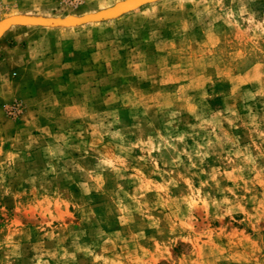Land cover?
<instances>
[{"label": "rangeland", "instance_id": "374dc122", "mask_svg": "<svg viewBox=\"0 0 264 264\" xmlns=\"http://www.w3.org/2000/svg\"><path fill=\"white\" fill-rule=\"evenodd\" d=\"M122 1L0 0V26ZM0 264H264V0L7 30Z\"/></svg>", "mask_w": 264, "mask_h": 264}, {"label": "water", "instance_id": "95a60500", "mask_svg": "<svg viewBox=\"0 0 264 264\" xmlns=\"http://www.w3.org/2000/svg\"><path fill=\"white\" fill-rule=\"evenodd\" d=\"M157 0H125L114 7L101 10L94 14L82 17H69L63 20L51 19L35 16L17 15L6 19L0 26V37L11 27L15 26H33V27H75L90 23H98L117 19L127 13H130L146 4Z\"/></svg>", "mask_w": 264, "mask_h": 264}]
</instances>
